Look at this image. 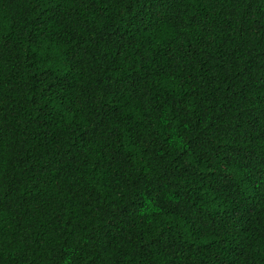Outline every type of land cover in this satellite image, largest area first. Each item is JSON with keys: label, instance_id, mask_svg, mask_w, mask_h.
Returning <instances> with one entry per match:
<instances>
[{"label": "trees", "instance_id": "16d2710c", "mask_svg": "<svg viewBox=\"0 0 264 264\" xmlns=\"http://www.w3.org/2000/svg\"><path fill=\"white\" fill-rule=\"evenodd\" d=\"M0 264H264V0H0Z\"/></svg>", "mask_w": 264, "mask_h": 264}]
</instances>
